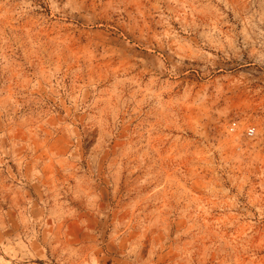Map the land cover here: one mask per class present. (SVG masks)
<instances>
[{
  "label": "rangeland",
  "instance_id": "obj_1",
  "mask_svg": "<svg viewBox=\"0 0 264 264\" xmlns=\"http://www.w3.org/2000/svg\"><path fill=\"white\" fill-rule=\"evenodd\" d=\"M0 264H264V0H0Z\"/></svg>",
  "mask_w": 264,
  "mask_h": 264
}]
</instances>
